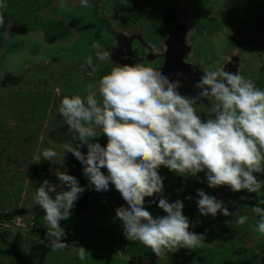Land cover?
Masks as SVG:
<instances>
[{
    "label": "rangeland",
    "instance_id": "1",
    "mask_svg": "<svg viewBox=\"0 0 264 264\" xmlns=\"http://www.w3.org/2000/svg\"><path fill=\"white\" fill-rule=\"evenodd\" d=\"M88 2L89 7L82 0H5L0 80L6 73L21 79L0 85V264H264V234L256 230L260 217L252 211L264 200V187L258 193L211 188L205 172L185 177L163 166L164 191L146 197L145 208L161 217L167 215L158 206L161 198L182 200L183 213L193 225L190 231L205 237L195 249L181 248L159 258L127 239L116 215L117 208L128 207L126 201L111 183L109 190L96 191L89 179L87 194L80 195L87 197L88 209H78L75 201L71 216L60 222L65 242L83 246L86 258L79 259L75 248L53 251L48 246V225L34 196L45 179L61 185L56 171L69 174L77 159L66 147L79 143L59 114L64 96L86 97L87 85L93 83L101 99L98 83L104 75L117 64L141 62L180 80L179 91L187 96L191 92L185 86L190 84L176 72L189 74L192 81L204 71L224 67L264 90V0ZM94 42L109 52L108 60L96 57ZM89 56L95 70L84 62ZM96 132L93 142L106 146L107 137L99 128ZM48 148L58 153L53 161L43 159ZM81 151L86 154L87 146ZM101 170L107 174L106 168ZM256 175L264 181V174ZM199 189L231 212L246 215L247 222L240 225L235 215L222 213L203 216L197 205Z\"/></svg>",
    "mask_w": 264,
    "mask_h": 264
},
{
    "label": "clouds",
    "instance_id": "2",
    "mask_svg": "<svg viewBox=\"0 0 264 264\" xmlns=\"http://www.w3.org/2000/svg\"><path fill=\"white\" fill-rule=\"evenodd\" d=\"M82 4L90 6L88 0ZM5 9V0H0V27L5 23ZM92 47L98 59L110 58L99 42ZM84 62L95 70L92 56ZM175 75L183 77L182 72ZM181 86L180 80H171L145 63L117 64L99 80L101 99L94 90L96 85L89 83L86 97L64 96L59 108L64 124L79 137V143L67 146L65 152L82 163L83 174L96 191L109 190L110 183L115 186L128 205L116 209L126 238L150 248L159 258L181 248L195 249L205 239L190 231L193 225L183 213L182 200L170 203L161 198L158 206L167 213L161 217H154L145 208L146 197L164 191L161 166L185 177L205 172L211 188L227 186L233 192L258 193L264 187L256 175L264 174V90L238 71L232 73L224 67L203 72L195 85L200 90L196 96L182 94ZM201 98L216 102L214 117L204 120L197 113L194 105ZM97 128L107 137L106 146L93 142L98 137ZM85 145L86 154L81 151ZM42 156L53 161L58 153L48 148ZM55 174L67 190L56 192L57 186L45 179L34 196L48 225V246L53 251L75 248L79 259L84 260L88 251L65 242L67 233L60 222L71 216L75 201L85 189L66 171ZM197 195L203 216L222 213L235 215L240 225L247 222L246 215L231 212L223 201L204 190H197ZM261 205L264 200L252 211L260 217L256 230L264 234Z\"/></svg>",
    "mask_w": 264,
    "mask_h": 264
},
{
    "label": "trees",
    "instance_id": "3",
    "mask_svg": "<svg viewBox=\"0 0 264 264\" xmlns=\"http://www.w3.org/2000/svg\"><path fill=\"white\" fill-rule=\"evenodd\" d=\"M21 77L17 75H13L11 73H6L2 79L0 80V85L4 86L7 83H12V84H17L20 81ZM204 113V116L211 118L214 117L215 113L213 109L210 110L209 115L206 113V109L202 110ZM83 165L82 163L76 159V163L72 169V171L69 173V175L75 176L77 180L79 181V184L81 187L85 189V191L82 194H87V187H86V182H87V177L83 174ZM62 190H67L66 186L64 185H59L56 187V192L62 191ZM88 199L87 197L80 196L78 200L76 201V207L80 210H87L88 209ZM3 214V213H2Z\"/></svg>",
    "mask_w": 264,
    "mask_h": 264
},
{
    "label": "flooded vegetation",
    "instance_id": "4",
    "mask_svg": "<svg viewBox=\"0 0 264 264\" xmlns=\"http://www.w3.org/2000/svg\"><path fill=\"white\" fill-rule=\"evenodd\" d=\"M192 79L194 80L191 81V77L189 78V74H184L183 77L181 78L182 82L185 83V85L188 86V84H190L189 87L185 86L186 90L191 92V94L189 95L196 96L200 90L196 88L195 85L199 81L200 78L193 76ZM191 85L193 86V88L191 87ZM215 103L216 102L214 100H208V99L201 98L197 101V103L194 106L201 113L202 119L207 120L208 117L204 116L203 114L204 112L202 110L206 109L207 110L206 113H208L209 115V112L211 109L214 108Z\"/></svg>",
    "mask_w": 264,
    "mask_h": 264
},
{
    "label": "water",
    "instance_id": "5",
    "mask_svg": "<svg viewBox=\"0 0 264 264\" xmlns=\"http://www.w3.org/2000/svg\"><path fill=\"white\" fill-rule=\"evenodd\" d=\"M40 234H42V233H40Z\"/></svg>",
    "mask_w": 264,
    "mask_h": 264
}]
</instances>
